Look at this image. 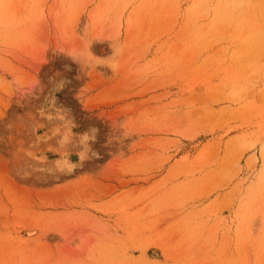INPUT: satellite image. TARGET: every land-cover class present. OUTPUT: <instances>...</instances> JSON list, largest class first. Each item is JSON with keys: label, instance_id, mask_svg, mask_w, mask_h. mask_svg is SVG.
I'll use <instances>...</instances> for the list:
<instances>
[{"label": "rangeland", "instance_id": "rangeland-1", "mask_svg": "<svg viewBox=\"0 0 264 264\" xmlns=\"http://www.w3.org/2000/svg\"><path fill=\"white\" fill-rule=\"evenodd\" d=\"M0 264H264V0H0Z\"/></svg>", "mask_w": 264, "mask_h": 264}]
</instances>
